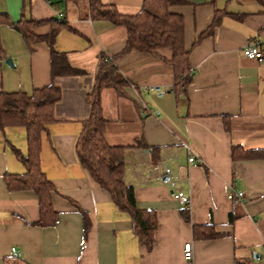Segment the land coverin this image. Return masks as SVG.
<instances>
[{"label": "crops", "instance_id": "obj_1", "mask_svg": "<svg viewBox=\"0 0 264 264\" xmlns=\"http://www.w3.org/2000/svg\"><path fill=\"white\" fill-rule=\"evenodd\" d=\"M56 1L0 0V92L29 93L52 82L62 90L53 108L55 120L40 132V170L54 186L51 224L37 223L32 190H9L5 183L7 174L26 171L13 151L27 152L25 126L0 129V264L12 255L27 264H264V159L232 158L234 145L264 148V59L242 51L255 43L264 54V5L189 0L172 7L184 17L192 76L184 89L174 90L172 47L122 53L124 25L88 17L86 0L55 6ZM100 1L128 15L138 13L143 3ZM55 28L54 49L84 73L52 79L49 45L29 35L45 36ZM102 54L113 58L130 81L122 93L111 86L99 92L104 139L123 148L124 182L147 174V163L169 147H178L174 171L188 163L191 151L197 156L189 180L181 182L189 204L172 196L166 178L131 185L137 207L156 211L150 250L132 232L128 213L112 203L75 153ZM231 187L244 192L243 201L228 197ZM186 207L190 220L182 213ZM82 211L89 220L86 233ZM194 225L213 226L217 235L197 237ZM187 242L193 244L191 261L184 256Z\"/></svg>", "mask_w": 264, "mask_h": 264}, {"label": "trees", "instance_id": "obj_2", "mask_svg": "<svg viewBox=\"0 0 264 264\" xmlns=\"http://www.w3.org/2000/svg\"><path fill=\"white\" fill-rule=\"evenodd\" d=\"M70 0H59V3ZM76 1V0H74ZM87 16L92 19H104L114 24L126 27L127 40L122 53L130 49L152 52L156 48L172 47L173 58L170 61L176 76V89L185 88L192 77L189 55L191 50L185 47L184 17L173 12L174 6L189 3V0H143L141 9L134 15L120 13L114 5L104 4L100 0H86ZM264 5V0H258ZM58 9V7H57ZM22 31H24L21 28ZM57 28L48 35L36 36L30 34L33 40H44L50 47V74L52 79L58 76H73L84 73V70L71 66L64 53L53 47ZM24 35L28 38L27 32ZM199 39L195 41V44ZM130 81L118 70L113 58L105 54L100 56L95 84L92 92L86 96L89 105V115L82 120V128L78 134L75 153L78 161L92 179L104 189L110 200L119 210L128 213L132 222V232L140 244L150 250L154 243V230L158 225L156 211L139 209L136 205L133 188L124 182V153L122 147L110 146L104 139V118L101 113L99 92L106 86L114 87L118 93ZM62 90L54 82L35 88L31 92H0V129L5 125H23L27 132V152L23 155L13 148L15 155L25 167L23 174H7L5 183L9 190H32L37 198L40 219L38 224H51L55 221V212L51 202L53 184L40 170V132L45 124L55 120L53 108L61 98ZM234 160L264 159V148L245 150L239 145L232 147ZM183 216L190 220L188 207L184 208ZM84 233L89 226L88 216L82 211ZM197 237H212L217 233L213 226L206 228L194 225ZM6 264H27L18 255L6 258ZM236 264H247L237 260Z\"/></svg>", "mask_w": 264, "mask_h": 264}, {"label": "built area", "instance_id": "obj_3", "mask_svg": "<svg viewBox=\"0 0 264 264\" xmlns=\"http://www.w3.org/2000/svg\"><path fill=\"white\" fill-rule=\"evenodd\" d=\"M243 53L246 57L254 58L257 61H263L264 54L259 49L257 44H248L243 48ZM159 90V87H154ZM161 94L165 93V90L160 91ZM191 150V149H190ZM178 147H169L162 154V157L154 162H149L144 167L145 175L135 174L132 179L129 180L127 185H132L137 182L150 183L153 179L167 178L166 182L171 187L172 196L175 199L182 201L183 203H190V196L185 193L183 187L181 186L182 181H188L190 178V165L197 160V156L192 151L188 155L187 164H179L177 171H174L172 160L177 159ZM228 197L234 201H243L244 192L236 191L234 187H231ZM184 256L186 260L191 261L194 257L193 244L187 242L184 245Z\"/></svg>", "mask_w": 264, "mask_h": 264}, {"label": "water", "instance_id": "obj_4", "mask_svg": "<svg viewBox=\"0 0 264 264\" xmlns=\"http://www.w3.org/2000/svg\"><path fill=\"white\" fill-rule=\"evenodd\" d=\"M5 62L9 64L10 63V59H6Z\"/></svg>", "mask_w": 264, "mask_h": 264}]
</instances>
